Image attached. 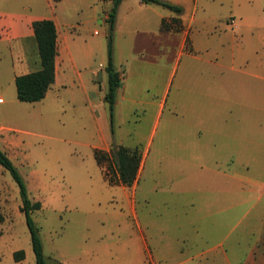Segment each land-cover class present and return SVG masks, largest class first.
<instances>
[{"label":"rangeland","instance_id":"374dc122","mask_svg":"<svg viewBox=\"0 0 264 264\" xmlns=\"http://www.w3.org/2000/svg\"><path fill=\"white\" fill-rule=\"evenodd\" d=\"M12 1L10 6L19 8L27 0ZM204 1L211 9L210 15L222 16L227 22L234 18L238 25L240 17L254 23L262 21L264 31V0ZM84 14V11L78 12L81 18ZM108 25L107 20L101 26L97 25L104 50L102 55L97 54L95 64L103 66L104 93L108 88ZM237 27L232 33L240 37L241 29ZM136 44L142 46L145 42L139 37ZM240 47L245 50L247 46L241 44ZM175 52L169 53V78L175 67ZM180 70L171 77L155 135L151 136L155 120V109L152 108V115H145L144 119L142 116L139 126L133 121L137 115H142L140 110L131 114L129 123L124 119L120 125L122 130L116 137L117 142L136 145L142 154L152 139L146 167L135 186L134 211L131 198L124 190L116 184H105L101 166L96 163L94 151L90 148L95 136L94 116L108 125L110 114L105 99L94 96L91 110L87 103H69L68 97L61 92L57 107H47L46 102L0 107V126L13 127L12 130L1 129L0 134L18 140L16 149L8 144L11 154L2 148L1 143L0 148L23 178L30 199L41 202V208L32 212V218L48 264H56L54 260L65 264H149L140 230L143 231L146 219L150 227L154 223L153 232L158 235L160 226L166 224L165 215L170 214L196 217L193 228L199 232L203 228L215 229L211 235L216 240L226 236V248L235 256L232 264H264V194L256 199L260 194L258 189L264 185V87L262 92L252 89L248 78L246 89L233 88L231 91L232 101L247 104L241 112L246 119L243 124L244 146L239 160L233 158L230 166L232 174L242 175L245 182L235 178L210 182L212 175L207 171L200 173V179L196 181L189 173L166 168L177 165L175 157L167 154H174L176 149L174 121L178 115L176 84ZM147 87L148 96L153 95L156 100L162 97V82L156 87L153 84ZM261 99L262 109L258 107L256 112V101ZM168 120L171 121L169 125ZM133 127L135 134L129 135ZM162 131L169 134L160 141ZM232 135L235 144V132ZM167 149L169 152H162ZM147 197L149 205L145 203ZM208 197L217 199L202 207V201ZM20 207L18 185L10 172L0 165V227L3 231L0 235V264H35L30 232ZM175 220L169 221V229H176ZM17 249L25 252L21 262L13 259V252Z\"/></svg>","mask_w":264,"mask_h":264},{"label":"crops","instance_id":"0c3cea01","mask_svg":"<svg viewBox=\"0 0 264 264\" xmlns=\"http://www.w3.org/2000/svg\"><path fill=\"white\" fill-rule=\"evenodd\" d=\"M166 1L183 8L182 14L178 16L182 23L179 30H161L163 19L177 16L165 7L139 0H121L119 3L113 30V63L120 78L113 109V133L110 118L107 125L101 123L97 115L94 116L95 136L90 148L93 151H109L112 142L135 147L117 142L116 137L122 130V121L127 119L129 123L131 114L137 110L142 115H137L133 123L138 122L139 126L141 117H150L152 108L155 109V120L151 127V136H154L171 77L180 68L176 84L178 115L174 121L176 149L174 154H167L175 157L177 165L166 168L189 173L196 181L200 179V173L207 171L212 175L209 177L210 182H226L230 178L245 182L246 178L242 175L232 174L230 166L233 158L239 160L244 146L243 124L246 119L241 112L247 104L232 101L231 91L233 88L246 89L248 78L252 89L263 91V22H249L240 17L238 25L231 18L235 24L232 27L229 21H223L222 16L210 15L211 9L204 0ZM11 3L12 0H0V107H21V103H25L17 99L15 77L40 68L32 24L37 20L51 19L57 34L54 81L41 100L26 103L46 102L47 107H57L63 92L69 103H87L93 110L92 98L99 96L104 99L105 96L101 73L103 66L95 64L97 54L102 55L104 50V41L97 25L99 23L101 26L107 20L112 0L106 3L105 0H27L19 8L11 7ZM81 11L85 12L82 18L78 15ZM237 25L241 29L240 37L232 33ZM245 35L249 38H244ZM139 37L145 42L142 46L136 44ZM241 44L247 46L245 50L240 47ZM170 51L176 52L175 67L169 78L167 62ZM151 66L153 69H150ZM161 82L164 86L162 97L156 100L153 95L148 96L150 92L147 86L153 84L156 87ZM262 104V99L256 101V112L258 107L262 109ZM166 123L169 125L171 121ZM1 129L12 130L13 127L1 125L0 132ZM233 132L236 134L235 144L232 141ZM131 134H135L134 127L129 131ZM168 134V131H162L160 141L165 140ZM17 142L10 135L0 134L2 148L10 154L8 144L16 149ZM151 142L152 139L143 151L135 183L132 186L116 184L131 198L133 211L135 186L146 167ZM100 170L105 184L109 185L103 168L100 167ZM261 186L256 199L263 197L264 185ZM148 199L145 200L147 205L150 204ZM215 199L208 197L201 206L206 207ZM169 219H176L173 223L176 229L167 227ZM145 221L144 232L142 229L140 231L149 264H232L235 256L233 251L231 254L226 248V236L216 240L211 235L216 232L215 229L203 228L199 232L193 228L196 217L186 214L165 215L166 224L160 226L158 235L153 232L154 223L150 227ZM24 258L14 261L21 262Z\"/></svg>","mask_w":264,"mask_h":264},{"label":"trees","instance_id":"16d2710c","mask_svg":"<svg viewBox=\"0 0 264 264\" xmlns=\"http://www.w3.org/2000/svg\"><path fill=\"white\" fill-rule=\"evenodd\" d=\"M59 1V0H54ZM142 3L157 4L165 7L177 16L161 21V30H179L182 28L181 19L183 8L166 0H139ZM121 0H112V7L108 13L107 22V56L106 67L108 88L104 99L108 103L111 133H113V109L116 89L119 86V71L113 63V30L116 11ZM34 37L37 43L40 68L36 71L17 75L15 77L16 96L22 102H37L41 100L55 77V56H56V29L53 20L42 19L34 21L32 24ZM96 163L103 168V173L110 184H121L132 186L137 180L138 171L142 161V153L139 147H127L122 144L112 142L109 151L94 150ZM0 165L7 169L18 185L21 197L20 211L25 216L26 225L30 232L32 250L35 256V264H48L43 252V244L39 236L38 228L33 221L32 212L41 208V202L32 201L28 195L25 182L10 158L0 149ZM2 234L0 228V235ZM14 260L19 261L24 258L22 249L16 250L13 254ZM56 264H64L54 260Z\"/></svg>","mask_w":264,"mask_h":264},{"label":"built area","instance_id":"2783aa9c","mask_svg":"<svg viewBox=\"0 0 264 264\" xmlns=\"http://www.w3.org/2000/svg\"><path fill=\"white\" fill-rule=\"evenodd\" d=\"M229 23L232 25V27H235L234 19H230V20H229Z\"/></svg>","mask_w":264,"mask_h":264}]
</instances>
